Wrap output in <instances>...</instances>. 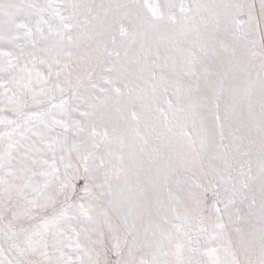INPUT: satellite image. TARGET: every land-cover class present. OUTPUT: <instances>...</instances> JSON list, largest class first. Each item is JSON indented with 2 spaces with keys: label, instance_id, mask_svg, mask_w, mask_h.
<instances>
[{
  "label": "snow or ice",
  "instance_id": "snow-or-ice-1",
  "mask_svg": "<svg viewBox=\"0 0 264 264\" xmlns=\"http://www.w3.org/2000/svg\"><path fill=\"white\" fill-rule=\"evenodd\" d=\"M0 264H264V0H0Z\"/></svg>",
  "mask_w": 264,
  "mask_h": 264
}]
</instances>
